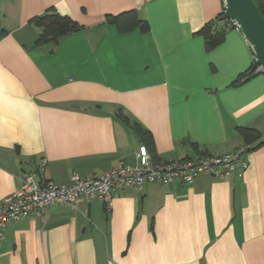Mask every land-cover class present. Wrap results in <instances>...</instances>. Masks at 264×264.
I'll return each instance as SVG.
<instances>
[{"label": "crops", "instance_id": "obj_1", "mask_svg": "<svg viewBox=\"0 0 264 264\" xmlns=\"http://www.w3.org/2000/svg\"><path fill=\"white\" fill-rule=\"evenodd\" d=\"M224 8L223 0H0V207L44 159L58 185L73 173L136 166L146 145L135 124L150 133L157 164L235 152L245 145L240 128L262 136L241 176L126 188L109 214L101 201H80L9 222L0 264H264V75L234 86L255 62L242 33L226 29L213 50L196 34ZM49 10L85 30L38 44L32 20ZM132 10L149 32L106 24Z\"/></svg>", "mask_w": 264, "mask_h": 264}, {"label": "built area", "instance_id": "obj_2", "mask_svg": "<svg viewBox=\"0 0 264 264\" xmlns=\"http://www.w3.org/2000/svg\"><path fill=\"white\" fill-rule=\"evenodd\" d=\"M228 29L241 33L239 25L230 21ZM254 74L264 75V65L257 66ZM248 146L243 145L235 152L221 156H204L197 159H181L157 164L146 146H140L136 154L137 165L121 163L117 168L89 179H82L73 173L70 183L58 185L45 176L44 159L36 173L27 174L22 179L20 189L7 197L0 207V240L9 222L28 218L33 213L43 214L48 207L67 204L75 208L80 201L90 203L101 201L109 214L113 207L114 195L126 188L142 191L147 184L167 185L179 182L192 184L201 176L227 179L247 168L244 158Z\"/></svg>", "mask_w": 264, "mask_h": 264}, {"label": "trees", "instance_id": "obj_3", "mask_svg": "<svg viewBox=\"0 0 264 264\" xmlns=\"http://www.w3.org/2000/svg\"><path fill=\"white\" fill-rule=\"evenodd\" d=\"M260 9L261 14L264 16V0H254ZM223 14L216 20L206 24L196 34L202 36L205 41L206 49L213 50L221 45L224 41L226 29H228L229 20L220 21ZM106 24L114 25L120 33L132 32L139 29L142 33L150 31V25L147 20L142 19L136 10L127 11L118 15H107ZM32 23L41 28L42 32L37 40L38 44L54 43L59 44V41L69 35L85 30L83 26L72 20L70 17L62 16L54 10H49L45 14L38 16L32 20ZM225 24V27L223 26ZM253 68L239 80L233 83L238 86L242 83L243 78H249L254 74ZM126 121V119H124ZM134 133L138 139L149 146L152 142L150 133L144 130L140 125L135 124L132 126ZM240 135L243 137L245 145L248 146V152L253 147L250 145L252 141H260L262 136L254 129L240 128ZM264 144V140L258 145ZM257 145V146H258Z\"/></svg>", "mask_w": 264, "mask_h": 264}, {"label": "water", "instance_id": "obj_4", "mask_svg": "<svg viewBox=\"0 0 264 264\" xmlns=\"http://www.w3.org/2000/svg\"><path fill=\"white\" fill-rule=\"evenodd\" d=\"M224 12L220 21L236 22L254 54L253 70L264 65V16L254 0H223Z\"/></svg>", "mask_w": 264, "mask_h": 264}]
</instances>
